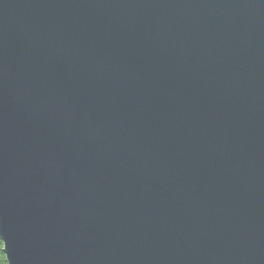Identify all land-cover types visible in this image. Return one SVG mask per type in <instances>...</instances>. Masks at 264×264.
<instances>
[{
  "label": "water",
  "instance_id": "1",
  "mask_svg": "<svg viewBox=\"0 0 264 264\" xmlns=\"http://www.w3.org/2000/svg\"><path fill=\"white\" fill-rule=\"evenodd\" d=\"M9 264H264V0H0Z\"/></svg>",
  "mask_w": 264,
  "mask_h": 264
},
{
  "label": "trees",
  "instance_id": "2",
  "mask_svg": "<svg viewBox=\"0 0 264 264\" xmlns=\"http://www.w3.org/2000/svg\"><path fill=\"white\" fill-rule=\"evenodd\" d=\"M0 264H9L4 252V242L0 237Z\"/></svg>",
  "mask_w": 264,
  "mask_h": 264
}]
</instances>
